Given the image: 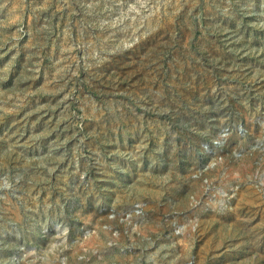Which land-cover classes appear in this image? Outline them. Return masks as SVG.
Segmentation results:
<instances>
[{
    "label": "rangeland",
    "instance_id": "1",
    "mask_svg": "<svg viewBox=\"0 0 264 264\" xmlns=\"http://www.w3.org/2000/svg\"><path fill=\"white\" fill-rule=\"evenodd\" d=\"M0 264H264V0H0Z\"/></svg>",
    "mask_w": 264,
    "mask_h": 264
}]
</instances>
